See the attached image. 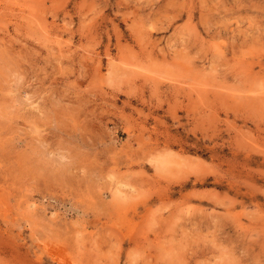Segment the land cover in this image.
I'll list each match as a JSON object with an SVG mask.
<instances>
[{
    "label": "rangeland",
    "instance_id": "1",
    "mask_svg": "<svg viewBox=\"0 0 264 264\" xmlns=\"http://www.w3.org/2000/svg\"><path fill=\"white\" fill-rule=\"evenodd\" d=\"M0 264H264V0H0Z\"/></svg>",
    "mask_w": 264,
    "mask_h": 264
}]
</instances>
